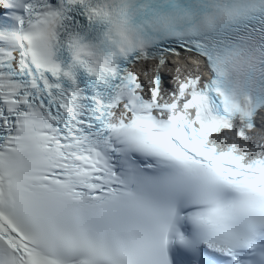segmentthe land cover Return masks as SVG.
Returning a JSON list of instances; mask_svg holds the SVG:
<instances>
[{
  "label": "snow or ice",
  "instance_id": "6c2138e0",
  "mask_svg": "<svg viewBox=\"0 0 264 264\" xmlns=\"http://www.w3.org/2000/svg\"><path fill=\"white\" fill-rule=\"evenodd\" d=\"M0 264H264V0H0Z\"/></svg>",
  "mask_w": 264,
  "mask_h": 264
},
{
  "label": "bare ground",
  "instance_id": "6f19581e",
  "mask_svg": "<svg viewBox=\"0 0 264 264\" xmlns=\"http://www.w3.org/2000/svg\"><path fill=\"white\" fill-rule=\"evenodd\" d=\"M173 74H174V73H173V72H170L168 69H165V70L163 71V75H164V77H165V83L168 82V79L172 78V75H173Z\"/></svg>",
  "mask_w": 264,
  "mask_h": 264
}]
</instances>
